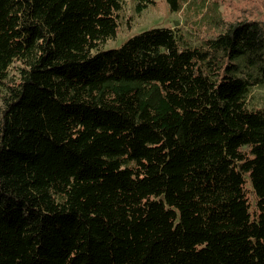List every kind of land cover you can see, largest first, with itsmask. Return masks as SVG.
<instances>
[{"label": "trees", "instance_id": "16d2710c", "mask_svg": "<svg viewBox=\"0 0 264 264\" xmlns=\"http://www.w3.org/2000/svg\"><path fill=\"white\" fill-rule=\"evenodd\" d=\"M122 2L0 0V264H264V0L103 48Z\"/></svg>", "mask_w": 264, "mask_h": 264}, {"label": "rangeland", "instance_id": "374dc122", "mask_svg": "<svg viewBox=\"0 0 264 264\" xmlns=\"http://www.w3.org/2000/svg\"><path fill=\"white\" fill-rule=\"evenodd\" d=\"M234 0H181L180 9L172 11L166 0H155L154 3L137 13L133 0H123L119 10L116 35L108 39L103 48L117 47L129 36L141 30L162 26L178 27L183 41L189 45H199L205 35L213 31L212 17L217 14V8L223 13L229 11V3ZM12 70V69H11ZM264 103V86L255 85L249 95L248 104L262 105ZM246 196L253 209L255 196L252 187L245 185Z\"/></svg>", "mask_w": 264, "mask_h": 264}]
</instances>
